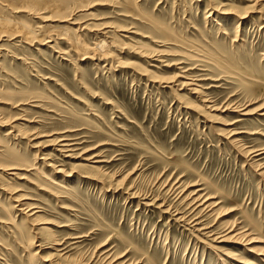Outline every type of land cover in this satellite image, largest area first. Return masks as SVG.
<instances>
[{
  "label": "rangeland",
  "instance_id": "374dc122",
  "mask_svg": "<svg viewBox=\"0 0 264 264\" xmlns=\"http://www.w3.org/2000/svg\"><path fill=\"white\" fill-rule=\"evenodd\" d=\"M7 1L0 264H264V0Z\"/></svg>",
  "mask_w": 264,
  "mask_h": 264
},
{
  "label": "bare ground",
  "instance_id": "6f19581e",
  "mask_svg": "<svg viewBox=\"0 0 264 264\" xmlns=\"http://www.w3.org/2000/svg\"><path fill=\"white\" fill-rule=\"evenodd\" d=\"M20 1V0H19ZM22 1H24V0H22ZM26 1H28V0H26ZM41 2H51V3H47V4H45V7L47 6V8H49V7H53L52 9H58V12H57V14H58V17H60L61 15H63L65 12H66V5H64V6H66V7H64V8H62L61 9V5L60 4H62V2L63 3H65L66 1H69V0H40ZM38 2H39V0H33L32 1V3L30 4H28V2H27V5L28 6H30V8H27V7H25L26 5H24V6H22L23 8H21V7H14V11H21L22 9L23 10H25V8H27V11H30L32 14L34 13L35 14V12H38V11H40V9L42 8V7H37L38 6ZM26 4V3H25ZM40 4V3H39ZM0 6H3L2 8H4V7H6V8H8L9 7V4H8V1L7 0H0ZM45 7H44V9H45ZM59 7H60V9H59ZM77 8V7H76ZM10 9V8H9ZM43 9V8H42ZM26 11V10H25ZM29 12V13H30ZM56 12V11H55ZM244 13V12H243ZM73 14V13H72ZM75 14V13H74ZM54 15H56V14H54ZM76 15V14H75ZM39 16V15H38ZM64 16V18H68V19H71L72 20V22L70 21V23H72V24H75V25H77V26H81L80 24V22L78 23L77 22V17L76 18H71V14L69 13H67L66 15H63ZM66 18V19H67ZM153 19V18H152ZM150 21H154V20H150ZM239 22V21H238ZM150 24V23H149ZM151 25V24H150ZM26 26V25H25ZM157 26H158V24L157 23H155V24H153L152 25V27L153 28H157ZM159 26H160V24H159ZM238 26V25H237ZM1 27H2V25H1ZM4 27V26H3ZM22 28V27H21ZM20 28V29H21ZM29 28V27H28ZM78 28V27H77ZM16 29V28H15ZM81 29V28H80ZM158 29V28H157ZM156 29V30H157ZM2 30H4V31H1L0 32V36H4V35H7V36H13L14 35V33H8V30L6 31V29H2ZM18 30H19V28H18ZM25 30V29H24ZM24 30H22V31H24ZM30 30V29H29ZM158 30H160V29H158ZM16 31H17V29H16ZM16 31H14V32H16ZM22 31H20V32H22ZM10 32H11V30H10ZM13 32V31H12ZM19 32V33H20ZM28 32V31H27ZM27 32L26 33H22V35L21 36H23L24 35V39H26L27 38V36H26V34H27ZM30 32V31H29ZM32 32V31H31ZM30 32V33H31ZM16 36L17 35H19V34H15ZM71 41H74V44H75V46L76 47H81L80 46V44L82 43V41H81V39L80 38H77L76 36H74V35H71ZM7 38V37H6ZM13 38V37H12ZM22 39H23V37H22ZM28 40V39H27ZM31 40V39H30ZM82 45V44H81ZM84 45V44H83ZM82 45V46H83ZM86 48V50L88 49L87 47H84V49ZM92 48V47H91ZM88 51V50H87ZM154 55V54H153ZM174 78V77H173ZM182 78L183 79H179V76H177L175 79H173V82H176V84H175V86H177L178 87V89L179 90H183V89H185L186 91H188V92H190V93H193V94H198V96L199 97H201L200 99H201V102H202V106L203 107H205V108H207V109H217V108H214V107H212V105H208L207 104V100H205V99H203L202 97H203V95H202V92H201V90L199 89V85H198V83H196L197 81H196V79H193L192 77H188L187 75L186 76H182ZM200 78V77H199ZM179 96H181V95H179ZM178 96V97H179ZM184 98V96L181 98V99H183ZM185 103H187L186 105H188L189 107L190 106H192V107H195V109H203V108H201L202 106L200 105V107L199 106H196V105H194L191 101H185ZM188 107V108H189ZM227 107H229V106H227ZM191 108V107H190ZM219 109V108H218ZM244 113H247V112H244ZM206 114V113H205ZM233 134H235V132L234 133H231L230 135H233ZM230 138H233V136H229ZM233 141H234V139H233ZM56 145L60 148L59 150H61V151H70V150H68V145L65 143V142H63V139H61V141L60 142H58V143H56ZM4 148V147H3ZM58 149V148H57ZM6 151V150H5ZM4 151V152H5ZM8 151V150H7ZM264 155V149H258V150H253V151H251L250 152V155H251V157L253 158V160H254V158L255 157H258V156H260V155ZM261 159V158H260ZM259 159V160H260ZM252 160V161H253ZM256 160V159H255ZM256 162V161H255ZM254 163V162H253ZM263 166V165H262ZM258 167H260V165L258 166ZM5 169V168H4ZM11 169H14V168H11ZM6 170V169H5ZM38 170V169H37ZM69 174V173H68ZM48 177H46V179H47ZM49 179V178H48ZM50 181V180H49ZM52 181V180H51ZM193 191H195V190H193ZM198 192V191H197ZM67 193V192H66ZM208 195V194H207ZM188 196V195H187ZM187 196H185L184 198H186ZM205 196V195H204ZM209 196V195H208ZM189 197V196H188ZM211 197V196H210ZM190 199H191V204L192 205H196L195 206V208H197V207H200L203 211L204 210H212V208L215 206V204H212V203H214V202H209V197L207 198V197H202L201 195H196V194H190ZM216 203V202H215ZM218 204V203H217ZM189 206V205H188ZM191 206V205H190ZM186 207V206H185ZM178 208V207H177ZM214 209V208H213ZM197 210V209H196ZM207 210V211H208ZM178 212V211H177ZM197 212V211H196ZM210 212H212V211H210ZM179 213V212H178ZM209 213V212H208ZM207 213V214H208ZM213 213V212H212ZM194 214V213H193ZM178 215V214H177ZM180 215V214H179ZM211 215V214H210ZM182 216V215H181ZM184 216V215H183ZM188 216V215H187ZM191 216V215H190ZM201 216V215H200ZM208 216H209V214H208ZM196 217V216H195ZM199 217V216H198ZM203 217V216H202ZM183 218V217H182ZM181 218V219H182ZM185 218H186V216H185ZM190 218V217H189ZM193 219V218H192ZM204 219V218H203ZM189 220V219H188ZM191 220V219H190ZM196 220H198V218L196 217L195 219H194V226L195 225H198V227H199V222L198 221H196ZM2 222V221H1ZM201 224V223H200ZM190 225V224H189ZM202 225V224H201ZM200 225V226H201ZM205 225V224H204ZM197 227V226H196ZM196 227H194V228H196ZM207 227V226H206ZM208 228V227H207ZM201 229H204L205 230V228H203V226H202V228ZM210 229V228H209ZM215 229V228H214ZM239 229V228H238ZM199 230V229H198ZM236 230V229H235ZM240 230V229H239ZM211 231H212V229H211ZM238 231V230H237ZM241 231V230H240ZM247 230H245V232H246ZM222 232V231H221ZM229 232H231L230 230H229ZM234 232V231H233ZM244 231L241 233V232H238V233H236V234H233V235H229V236H226V234L225 235H223V238H235L236 240H241V239H243L244 237L246 238V237H248L249 236V234H247V233H245ZM214 233V232H213ZM204 235V234H203ZM210 235H212V233H209L207 236H210ZM204 236H206V235H204ZM215 238H217V237H214L213 238V240L214 241H217ZM222 238V237H221ZM245 240V239H244ZM253 241H257L256 239H254V238H251V237H248V239H246V241H245V244H249V243H251V242H253ZM64 242V241H63ZM52 244V243H51ZM54 244V243H53ZM52 244V245H53ZM56 245V244H55ZM61 250H63V248L61 249ZM249 251L250 252H253V251H255L254 249H250L249 248ZM257 252V251H256ZM263 253L262 254H264V251H262ZM259 253V252H258ZM261 253V252H260ZM118 258V257H117ZM113 259V258H112ZM112 261V260H111ZM112 263V262H111Z\"/></svg>",
  "mask_w": 264,
  "mask_h": 264
}]
</instances>
